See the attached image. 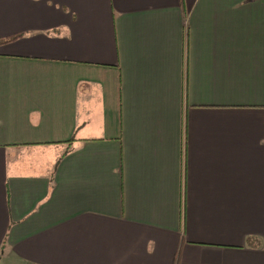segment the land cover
I'll use <instances>...</instances> for the list:
<instances>
[{"label": "crops", "instance_id": "0c3cea01", "mask_svg": "<svg viewBox=\"0 0 264 264\" xmlns=\"http://www.w3.org/2000/svg\"><path fill=\"white\" fill-rule=\"evenodd\" d=\"M0 264H264V0H0Z\"/></svg>", "mask_w": 264, "mask_h": 264}, {"label": "trees", "instance_id": "16d2710c", "mask_svg": "<svg viewBox=\"0 0 264 264\" xmlns=\"http://www.w3.org/2000/svg\"><path fill=\"white\" fill-rule=\"evenodd\" d=\"M17 36H15V38H16ZM249 240H250V238H249Z\"/></svg>", "mask_w": 264, "mask_h": 264}]
</instances>
